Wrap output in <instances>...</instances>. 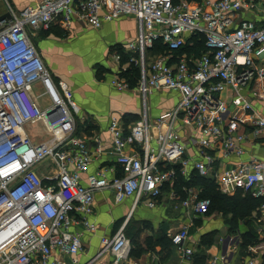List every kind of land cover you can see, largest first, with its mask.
I'll use <instances>...</instances> for the list:
<instances>
[{"label": "built area", "instance_id": "obj_1", "mask_svg": "<svg viewBox=\"0 0 264 264\" xmlns=\"http://www.w3.org/2000/svg\"><path fill=\"white\" fill-rule=\"evenodd\" d=\"M254 3L27 0L18 6L0 0L6 9L0 12V264H95L106 254L111 264H138L126 224L101 238L95 257L81 260L85 233L98 229L92 219L96 195L109 191L116 204L133 199L135 210L141 204L155 208L168 190L170 199H180L194 216L205 215L211 199L197 197L194 187L179 191L176 186L191 170L213 177L224 194L240 190L264 200V159L220 166L212 155L242 156L241 144L264 140V115L243 94L264 80V22L260 27L251 20L236 24L238 13ZM124 17H133L138 25L136 37L124 47L129 63L140 68L138 91L144 100L155 91H176L179 102L155 118L143 103L141 117L126 127L112 118L113 164L101 163L90 172L105 157L103 142L95 137L92 145L78 134L80 107L68 84L55 80L34 36L53 26L100 29ZM192 37L203 39L205 53L185 50L194 47ZM158 41L168 51L149 62ZM114 57L121 60L118 53ZM38 85L42 94L35 92ZM111 86L132 89L118 77ZM251 93L264 97L257 90ZM45 96L49 102L40 103ZM247 123L251 129L244 127ZM28 126L43 130L47 140L31 136ZM166 236L194 264L195 250L186 246L189 226L168 229ZM263 247L264 242L252 249ZM226 261L227 255H221L210 264Z\"/></svg>", "mask_w": 264, "mask_h": 264}, {"label": "crops", "instance_id": "obj_2", "mask_svg": "<svg viewBox=\"0 0 264 264\" xmlns=\"http://www.w3.org/2000/svg\"><path fill=\"white\" fill-rule=\"evenodd\" d=\"M26 1L23 0L20 6ZM242 20H251L256 27H260L264 22V0H255L252 7L242 9L237 15L236 24ZM51 29L49 32L36 33L34 41L52 74L68 84L73 99L80 107L83 119H79L82 120V126H86L80 135L92 142V145L95 137L103 142L105 157L94 162L90 169V172H94L101 163L113 164L112 138L109 131L112 118L121 119L124 127L129 126L141 117L143 103H147L149 115L155 118L172 110L179 102V94L176 91H155L144 100L137 89L139 84L128 91H118L111 86V81L116 77L126 80L122 73L129 64H123L122 60L117 62L114 55L118 53L115 48H124L136 37L138 25L133 17L106 22L100 29L81 25H74L70 31L59 26ZM84 37L89 40L88 48L79 46ZM55 58L63 64H69L66 73L53 61ZM79 68L85 72L79 71L75 74V70ZM40 87L38 85L36 89ZM250 90L264 93V80L253 82L249 89L243 90L254 108L264 115V97L253 96ZM225 99L230 101L231 97L225 95ZM244 127L251 129V124H244ZM183 134L188 137L189 133L185 131ZM241 146L246 152L242 156L231 155L224 158L219 151L212 153L218 159L217 165L229 166L251 158L264 159V140L243 143ZM187 175L179 177L177 189L181 191L183 187H194L198 191L197 197L206 198L202 196L207 192L209 183L215 184L213 177L202 178L192 170ZM217 190L226 198L220 203L215 201V205L201 216H194L191 209H184L180 199L171 200L168 190L155 208L141 204L135 210L133 199L116 204L113 193H98L92 217L98 229L95 233H85V249L81 260L87 262L95 257L100 250L102 237H111L122 225L127 226L130 223L141 229L135 245L132 246L131 255L138 264H188L184 253L166 237L168 229L178 231L183 225L189 226L186 246L195 250L192 257L194 264H210L215 257L221 255H227V261L217 264H248L250 260L254 264H264V247L255 251L252 249L264 242V212L261 207L245 214L244 199L249 193L239 190L233 194H224L218 188ZM185 196L181 193V198ZM134 252L137 257L133 255ZM97 262L111 264L112 257L106 254Z\"/></svg>", "mask_w": 264, "mask_h": 264}, {"label": "trees", "instance_id": "obj_3", "mask_svg": "<svg viewBox=\"0 0 264 264\" xmlns=\"http://www.w3.org/2000/svg\"><path fill=\"white\" fill-rule=\"evenodd\" d=\"M189 1H197L199 2L200 0H189ZM49 31H52L49 30ZM47 31V32H49ZM41 32V31H40ZM201 37H192L190 40L193 39V42H194V47L191 49V48H188V49H185L187 52H194L196 53V55H200L202 53H205L206 52V48H205V45H204V41ZM156 49H155V53L158 54V53H165L167 52L168 50L162 46L161 44V41H158L156 43ZM112 51L114 50V48L111 49ZM115 51L118 52V54L121 55V60H122V63H128V67H127V70L122 73V76L124 75L125 76V79L129 82L130 84V87L133 88L135 86H138L139 84V78H140V68L139 66H137L136 64L134 63H129L130 62V55L128 53L125 52L124 48L123 47H120V48H115ZM178 53H182V50L181 51H178ZM177 53V54H178ZM86 126H82V123L80 120H78L77 122V130H78V134L80 135L81 131L83 129H85ZM201 180V179H200ZM202 181V180H201ZM207 192L204 194V196L202 197H206L207 196L209 197V199H211L212 201V204H211V208L213 207V205H215V201L216 202H222L224 201V199L226 197H224V195L220 194L216 188V185L214 183H209V185H207ZM244 204H245V208L246 209V212H244L245 214L247 213H250L252 212V210H258L261 205L264 203V200L262 198H253L251 195H246L245 196V199H244ZM125 231H126V234L127 236L131 239V242H132V246L135 245V241H136V237L137 235L139 234V232L141 231V229H139V227L137 226H134V225H130L127 224V226L125 227ZM167 237V236H166ZM168 239V237H167ZM170 241V239H168ZM171 243V241H170ZM134 256H138L137 253H133Z\"/></svg>", "mask_w": 264, "mask_h": 264}, {"label": "rangeland", "instance_id": "obj_4", "mask_svg": "<svg viewBox=\"0 0 264 264\" xmlns=\"http://www.w3.org/2000/svg\"><path fill=\"white\" fill-rule=\"evenodd\" d=\"M14 3L16 4V5H18V6H20L21 4H23V0H14ZM15 5V7L17 8V6ZM6 9H5V7L3 6V5H1L0 4V12H4ZM84 31H86V30H84ZM41 33H42V31H41ZM44 34V33H43ZM39 36V35H38ZM41 36V35H40ZM39 36V37H40ZM83 42H80V45L79 46H81L82 48H84L85 46H87V48H88V46H89V44H88V42H89V40H88V38L87 37H84L83 39ZM91 49V48H90ZM156 56V53L155 52H150L149 53V56H148V61L149 62H151L152 60H153V58ZM54 62H56L57 64H58V66L59 67H61L64 71H65V73H66V71H68L69 69H67L66 67L69 65L68 63H62L59 59H57V58H55L54 60H53ZM76 65H77V61H76ZM49 68V67H48ZM79 71H82L83 73L85 72L84 71V69H82V68H79V70H75V74L76 73H78ZM54 76V75H53ZM54 78H55V80L58 82L59 80H60V78H58V77H55L54 76ZM63 80V79H62ZM35 92H36V94H42L43 93V89H41V87L40 88H38V89H36L35 90ZM49 102V99H48V97H43L42 99H41V101H40V103H42V104H47ZM79 118H82V112H80V114H79V116H78ZM27 130H28V132H29V134L31 135V136H33V137H38L37 139H38V141H43V140H47V137H45V134H44V131L42 130V131H40V129L39 128H34V127H32V126H28L27 127ZM95 264H98V262H96Z\"/></svg>", "mask_w": 264, "mask_h": 264}, {"label": "water", "instance_id": "obj_5", "mask_svg": "<svg viewBox=\"0 0 264 264\" xmlns=\"http://www.w3.org/2000/svg\"><path fill=\"white\" fill-rule=\"evenodd\" d=\"M2 18H0V20H1Z\"/></svg>", "mask_w": 264, "mask_h": 264}]
</instances>
